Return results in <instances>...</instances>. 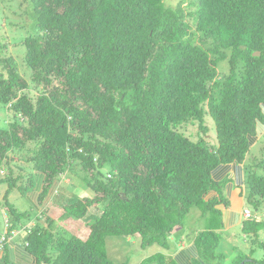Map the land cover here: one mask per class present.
Segmentation results:
<instances>
[{
  "label": "trees",
  "instance_id": "obj_1",
  "mask_svg": "<svg viewBox=\"0 0 264 264\" xmlns=\"http://www.w3.org/2000/svg\"><path fill=\"white\" fill-rule=\"evenodd\" d=\"M187 1L184 11L165 0H22L32 24L22 41L28 75L0 51V171H8L0 183L5 231L27 232L21 246L36 264H128L110 259L107 238L169 248L194 207L207 222L192 264H220L224 168L244 165L246 203L264 202V143L250 154L264 133V0ZM208 118L215 145L185 133L198 126L206 135ZM15 161L40 178L28 227L30 212L9 201L20 187ZM67 177L71 185L60 186ZM48 201L63 210L58 222H85L87 236L51 218ZM263 227L255 216L243 221L259 245ZM7 246L0 264H16ZM253 252L234 264H264ZM140 264L178 263L157 253Z\"/></svg>",
  "mask_w": 264,
  "mask_h": 264
},
{
  "label": "rangeland",
  "instance_id": "obj_2",
  "mask_svg": "<svg viewBox=\"0 0 264 264\" xmlns=\"http://www.w3.org/2000/svg\"><path fill=\"white\" fill-rule=\"evenodd\" d=\"M168 6L175 9L181 8L184 11L187 10V0H165ZM28 7L27 3H22V0H0V51L4 55L13 56L17 61L21 73L24 76L28 75V70L24 65L23 57L25 48L22 45L23 39L32 32L31 23L29 17L25 13V9ZM220 71L228 72L229 65L228 62L220 63ZM6 114L0 113V117H4ZM5 119L2 120V123ZM206 124L209 126V132L204 135L200 134L198 126H188L185 129V133L193 140H198L200 137H205L206 140L211 145L217 143L215 123L211 118L206 119ZM1 125V124H0ZM264 143V134L258 140L257 145L253 148V153L256 149ZM259 154V152L257 153ZM251 156V155H250ZM13 168L15 176H21L19 185L20 187H15L10 191L9 201L14 207L21 212H30V220L25 218L24 225H32L37 219L38 211L33 205L32 196L36 193L38 188V173L32 169L31 164L23 163L22 161L13 162ZM227 173L224 171L223 175ZM260 175H264V170L258 169ZM8 176L7 169L0 171V178L5 179ZM25 185L26 187H24ZM71 185V180L67 177L64 182H61L60 186ZM78 187H82L77 183ZM8 189L6 183H0V240L3 237L6 238L4 242L8 243L9 248H13L11 241H9V236L5 229L7 225L5 220L9 219V207L5 200V195ZM90 195L88 192H80V196ZM256 203V204H255ZM247 203L246 208L252 212V216L257 215L259 220L264 221V202L259 201L258 203ZM46 207L43 209L48 215L55 216L58 220L57 215H61L63 210L61 207L56 206L55 203H46ZM90 213H95V209H91ZM57 214V215H56ZM201 211L194 207L191 209L190 214L185 220V226L177 228L173 232V237L167 239L169 248L163 247L160 244H154L149 247H142L141 238L135 237H109L107 238V252L110 259L116 263L128 264H140L144 259L150 257L153 254L163 253L171 254L173 249H177L180 242L185 241L188 245L193 241L194 234L197 231H201L205 228L204 218L201 219ZM76 222L74 220H70ZM58 222V221H57ZM42 223L46 225V223ZM59 225H66V230L73 232L79 236H87L89 230L85 222L81 221L79 223L68 222H58ZM6 226V227H5ZM77 229V231H76ZM16 233V232H14ZM17 240L20 245L24 244L25 237H27L26 231H20L18 233ZM16 236V237H17ZM223 242L222 249H219V253L225 254V257L221 260L220 264H234L238 258V255L246 254L251 256V250L254 249L253 257L257 260L264 261V245H259L253 242L252 236H246L243 226H237L223 232ZM14 237V236H13ZM174 238V240L172 239ZM192 240V241H191ZM259 241L264 242V227L259 233ZM9 257L11 258L9 252Z\"/></svg>",
  "mask_w": 264,
  "mask_h": 264
},
{
  "label": "crops",
  "instance_id": "obj_3",
  "mask_svg": "<svg viewBox=\"0 0 264 264\" xmlns=\"http://www.w3.org/2000/svg\"><path fill=\"white\" fill-rule=\"evenodd\" d=\"M262 135L259 136V139L261 138ZM243 168L244 165H231L228 166V168H224V171L227 170V173L222 176H224L223 178L226 177L228 180H230V187L228 193L230 204L228 207L222 208L224 212L222 235L225 230H229L237 226H243V221L248 219L243 214L244 210H247L246 190L243 182V180L245 179V175H244L245 173ZM37 191H39L38 188ZM32 199H33V203H37L36 200L37 198L34 199V195L32 196ZM48 203H50V201H48ZM57 217H58L57 219L59 220L60 215H57ZM51 218L56 220L55 219L56 217L53 215H51ZM202 218L203 216H201V219ZM255 218L259 219L258 216ZM26 227H28V225ZM205 228H206V222H205ZM205 228L203 230H205ZM197 234L198 231L196 234L193 235L194 236V238L192 239L193 241L191 240L192 242L189 245L185 241L180 242L178 248L173 249L171 254H169L176 260L178 264H192V262L194 261L195 257L193 255L194 252L192 251V248ZM17 238L18 236L14 238L12 237L10 240L11 245L13 246L12 249L7 246L9 249L8 252L11 256L10 260L16 264H36L35 260L30 255H28L26 251L22 248V246L19 244ZM172 239L174 240V238ZM220 249H222V244L220 245ZM3 255H4V249H0V259H2Z\"/></svg>",
  "mask_w": 264,
  "mask_h": 264
},
{
  "label": "bare ground",
  "instance_id": "obj_4",
  "mask_svg": "<svg viewBox=\"0 0 264 264\" xmlns=\"http://www.w3.org/2000/svg\"><path fill=\"white\" fill-rule=\"evenodd\" d=\"M109 177H111V175H109ZM65 180V179H64ZM244 216L246 217V218H249V217H251V215H252V213H251V211L249 210V209H247V210H244ZM255 217H257V216H255ZM257 219V218H256ZM3 249V248H2Z\"/></svg>",
  "mask_w": 264,
  "mask_h": 264
},
{
  "label": "built area",
  "instance_id": "obj_5",
  "mask_svg": "<svg viewBox=\"0 0 264 264\" xmlns=\"http://www.w3.org/2000/svg\"><path fill=\"white\" fill-rule=\"evenodd\" d=\"M16 234L15 233H13L11 236H9V241L11 240V238L13 237V236H15ZM6 240V238L5 237H3L2 238V240H0V249H2L3 247H2V245L4 244V241Z\"/></svg>",
  "mask_w": 264,
  "mask_h": 264
}]
</instances>
